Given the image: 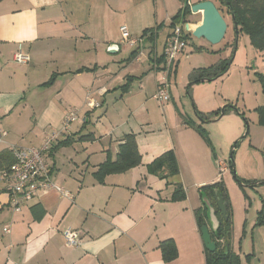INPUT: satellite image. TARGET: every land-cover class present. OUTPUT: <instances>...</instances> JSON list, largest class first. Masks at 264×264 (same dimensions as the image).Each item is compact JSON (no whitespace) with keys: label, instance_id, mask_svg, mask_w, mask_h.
Here are the masks:
<instances>
[{"label":"crops","instance_id":"1","mask_svg":"<svg viewBox=\"0 0 264 264\" xmlns=\"http://www.w3.org/2000/svg\"><path fill=\"white\" fill-rule=\"evenodd\" d=\"M181 5L180 0H0V131L6 132L0 152L9 145L38 146L48 131L59 129L69 109L84 108L73 128L58 139L72 142L45 154L51 180L69 191L71 199L54 188L43 189L14 211L2 187L0 264H205L193 214L202 201L192 198L190 188L213 184L217 177L211 175V166L200 178L183 167L186 137L201 150L205 166L212 161L211 151L184 123L192 119L183 117V105L166 102L158 114L151 105L165 73L154 64L162 55L170 18ZM188 17L196 19L191 31L200 23L201 12ZM122 25L135 36L161 27L154 41L145 35L143 48L132 56L135 48L121 41ZM160 32L164 37L159 51ZM17 50L28 55V62L13 61ZM175 76L169 77L171 99ZM128 77V88L121 91ZM99 88L106 92L98 94ZM87 89L102 108L98 119L93 118L95 109L85 107ZM92 123L94 130L89 131ZM129 132L136 134L141 162L96 181L98 164L107 153L115 159ZM87 134L92 136L79 139ZM25 137L28 142L23 143ZM76 142L86 144L82 157L72 150L64 155L67 162L58 166L57 153ZM169 149L176 153L179 173L168 181L147 173L146 165ZM175 183L183 188L189 183L190 208L186 199H169ZM38 203L44 211L36 217L31 208ZM66 228L78 231L79 243H65ZM168 238L178 253L165 262L158 245Z\"/></svg>","mask_w":264,"mask_h":264},{"label":"rangeland","instance_id":"2","mask_svg":"<svg viewBox=\"0 0 264 264\" xmlns=\"http://www.w3.org/2000/svg\"><path fill=\"white\" fill-rule=\"evenodd\" d=\"M212 1L221 7L218 0ZM223 14L228 24L226 33L220 42L214 44L192 35L190 29L196 19L187 16L183 23V31L187 34V44L176 68L175 82L172 80L174 97L167 103L174 101L178 106L183 105L181 111L183 117L191 118V121L200 124L211 143L208 145L205 142L212 155V161L205 166L204 159L199 156L202 154L201 150L186 137V146L189 144V147L185 151L183 167L186 170L190 168L193 174L200 178L201 171L211 166V175L214 173L217 181L223 184L231 207L230 246L232 251L240 256L241 264H264V154L262 153L264 125L258 123L256 110L264 104L261 80L264 79V55L244 32L238 33L235 41L231 15L224 10ZM163 35L162 32L158 35L159 51L162 48ZM230 57L231 61L225 74L213 80L193 83L187 93L190 72L197 68L214 65ZM152 100L151 105L154 106L152 109L156 111L155 114H158L159 110L162 112L159 108L161 105L155 99L152 98ZM225 105L231 107L226 108L224 114L215 121L202 122L197 116V112L208 113L221 109ZM83 110L84 108L79 109L78 117ZM101 111L102 108H95L93 118L98 119ZM184 120L191 123L189 119ZM76 121L72 122L67 132L73 128ZM88 129L93 131L94 123ZM26 142H28L27 137L23 143ZM85 146L86 144L76 142L71 147H65L57 153L60 157L59 159L56 157L58 166L61 167L67 162L64 155L72 150H77L79 157H82L81 153ZM230 156H232L239 182L229 167ZM188 185L189 183L184 186L186 196L182 200L186 199V205L190 208L191 203L188 204L187 198ZM202 186L205 185L190 188V195L195 201L200 199L199 189ZM198 207L200 206H194L193 210Z\"/></svg>","mask_w":264,"mask_h":264},{"label":"trees","instance_id":"3","mask_svg":"<svg viewBox=\"0 0 264 264\" xmlns=\"http://www.w3.org/2000/svg\"><path fill=\"white\" fill-rule=\"evenodd\" d=\"M182 2L181 7L171 16L168 26L172 28L176 24H181L183 26L184 21L187 16L191 13L190 6L186 0H180ZM221 4V7L217 6L219 11L224 17L223 10L230 14L231 11L234 15V22L237 25V34L240 32H244L248 35L249 39L253 43V45L259 49H264V0H218ZM231 10V11H230ZM161 26H156V28H150L143 31L142 35H147V40L154 41L157 35V30ZM155 29L156 31L154 32ZM183 30V27H182ZM184 33V31H183ZM184 37L187 39V34L184 33ZM137 49L133 50L130 54L135 55ZM163 61V56L158 59V63ZM231 61V57L227 60H222L214 65L208 67H201L194 69L189 73L188 76V85L186 87L187 93L190 91V87L193 83L201 82V81H209L220 77L225 74L228 70L229 63ZM176 65V64H175ZM172 71L169 72L168 78L174 74L175 76V66ZM87 68H83L80 70H86ZM130 77L127 78V82L121 85V91H126L129 85ZM262 88L264 92V79L262 78ZM231 107L225 105L221 109L218 108L214 111L208 113L197 112V116L202 122L209 121L214 119L222 114L226 108ZM257 115H258V123L264 125V104L257 107ZM187 125L192 127L197 133L203 138V140L211 145L208 140L207 135L204 132V128L193 121L188 122ZM247 128V126H246ZM92 134H87L79 137V139H84L85 137H91ZM72 142V139L66 138L63 140H58L54 146H52L49 150L51 153L52 150L57 149L63 145H67ZM264 154V148L262 150ZM232 156L229 157V167L237 181L239 182V178L236 176V173L233 171V161ZM14 161L13 156L11 155L8 149L0 152V170L7 168ZM141 162V155L137 148L136 142V134L133 132H129L124 134L120 144L118 145V151L116 153L115 159H111V156L107 153L106 159L99 163L96 170L93 172V176L98 182H103V179L106 175L111 173H120L124 172ZM146 172L149 174H153L160 179H165L168 181L170 177L175 176L179 173V166L176 153L173 149H169L164 151L162 154L154 158L150 163L146 165ZM140 181L137 182V184ZM242 183V182H241ZM217 189L222 197L223 202L226 204V215L227 218L224 219L221 215L220 211L217 208L215 203L212 190ZM200 197L202 200V204L197 209L193 210V214L195 217V221L198 229L204 224L208 223L207 218V207L205 204V200L209 201V203L213 206L215 215L219 220V226L216 231H210L211 239L215 242V250L209 251L205 247L204 256H205V264H241L240 256L234 253L230 246V233H231V207L230 202L225 191L223 184L220 181L214 182L213 184L202 186L199 189ZM186 196L185 189L183 188L181 183H175L173 191L170 195V200H182ZM34 210V215L36 217L40 216L43 213V207L38 203L32 206L31 208ZM260 218V217H259ZM261 222V218L259 219ZM162 259L165 262H169L177 257V246L173 239L168 238L162 240L158 245Z\"/></svg>","mask_w":264,"mask_h":264},{"label":"built area","instance_id":"4","mask_svg":"<svg viewBox=\"0 0 264 264\" xmlns=\"http://www.w3.org/2000/svg\"><path fill=\"white\" fill-rule=\"evenodd\" d=\"M188 4L190 5L189 2ZM119 30L123 43L139 51L143 48L144 35H132L126 25L120 26ZM186 44L187 39L184 37L182 25L176 24L170 28L163 44V61L154 64L155 67L160 66L165 72L153 95V98L161 106L171 99L168 74L172 71L177 57L185 49ZM262 51L264 55V49ZM12 59L14 62L22 64L28 62L29 58L24 52L17 50L13 53ZM96 92L103 95L106 90L99 88ZM85 107L87 110L100 107V103L95 99L91 89H87ZM78 114L79 109H69L61 120L60 128L48 131L38 146L9 145L7 147L14 161L7 168L0 170V192L2 187L6 188L9 195L8 203L14 211H19L23 205L43 189L54 188L61 195L71 199L72 196L69 191L55 185L51 180L45 154L49 152L60 136L67 132L72 122L78 119ZM5 134L4 130L0 131V141ZM3 231L9 232V229L4 227ZM62 235L67 245L73 246L79 243L78 231L75 229L66 228L62 231Z\"/></svg>","mask_w":264,"mask_h":264},{"label":"water","instance_id":"5","mask_svg":"<svg viewBox=\"0 0 264 264\" xmlns=\"http://www.w3.org/2000/svg\"><path fill=\"white\" fill-rule=\"evenodd\" d=\"M188 1L186 0V4ZM190 11L191 13L201 12V21L197 24L192 31V35L196 38H203L209 43H218L220 42L227 29V22L219 9L217 8L216 4L212 0H201L190 4ZM231 11V10H230ZM233 27L235 30V41L237 38V25L234 22V15L231 11L230 13ZM110 52H115L114 48L109 49ZM221 117L218 116L214 119L209 121H215ZM208 122V121H207ZM232 159V158H231ZM233 161V159H232ZM234 164V163H233ZM233 171L235 172V168L233 167ZM212 194L217 205L218 210L220 211L221 215L224 219L227 218L226 215V204L223 202L222 197L217 189L212 190ZM205 204L207 207V218L208 223L204 224L200 227V235L201 240L203 242L204 247L209 251H214L216 246L215 242L211 239L210 231H216L219 226V220L215 215V211L213 206L209 203V201L205 200Z\"/></svg>","mask_w":264,"mask_h":264}]
</instances>
